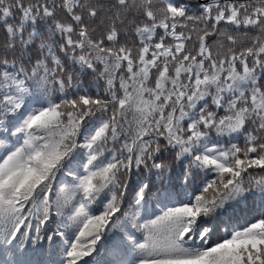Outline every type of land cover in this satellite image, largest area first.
<instances>
[{
  "label": "snow or ice",
  "instance_id": "6c2138e0",
  "mask_svg": "<svg viewBox=\"0 0 264 264\" xmlns=\"http://www.w3.org/2000/svg\"><path fill=\"white\" fill-rule=\"evenodd\" d=\"M0 264H264V0H0Z\"/></svg>",
  "mask_w": 264,
  "mask_h": 264
}]
</instances>
